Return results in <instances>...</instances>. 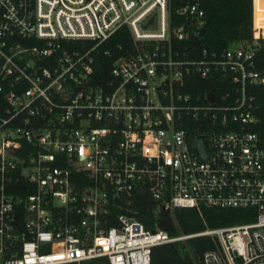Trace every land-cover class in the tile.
Wrapping results in <instances>:
<instances>
[{"label":"built area","instance_id":"obj_1","mask_svg":"<svg viewBox=\"0 0 264 264\" xmlns=\"http://www.w3.org/2000/svg\"><path fill=\"white\" fill-rule=\"evenodd\" d=\"M205 1L0 0V264H151L200 236L217 245L201 264H264V3L252 39L212 50ZM123 27L132 47L95 84ZM178 208L255 218L171 235Z\"/></svg>","mask_w":264,"mask_h":264},{"label":"trees","instance_id":"obj_2","mask_svg":"<svg viewBox=\"0 0 264 264\" xmlns=\"http://www.w3.org/2000/svg\"><path fill=\"white\" fill-rule=\"evenodd\" d=\"M262 3L264 0H257V4ZM204 7L206 21L202 34L196 39L199 45L218 50L234 41L252 39L253 0H206ZM132 43V35L126 27L121 28L110 40L103 43L93 75L95 84L102 85L110 80L114 59L130 49ZM107 50H110L111 55L106 54ZM260 54L264 57V50L260 51ZM195 81L202 90L217 92V87L211 79L196 77ZM185 90L190 91L191 88ZM3 106L4 100L0 96V110ZM135 204L134 215L143 221L147 228H153L156 223L153 211L156 201L146 191H140L136 195ZM249 213L252 211L244 209L178 208L173 216L167 212H162L161 215L171 220L170 233L177 235L196 233L207 227L215 228L252 221L255 217ZM215 247L216 242L210 236L158 245L153 248L151 264H201L203 252Z\"/></svg>","mask_w":264,"mask_h":264},{"label":"water","instance_id":"obj_3","mask_svg":"<svg viewBox=\"0 0 264 264\" xmlns=\"http://www.w3.org/2000/svg\"><path fill=\"white\" fill-rule=\"evenodd\" d=\"M178 83H179V81H178ZM210 97L213 98V94H210ZM160 226L164 229H170L171 228L170 222H168L166 219H162L160 221Z\"/></svg>","mask_w":264,"mask_h":264}]
</instances>
